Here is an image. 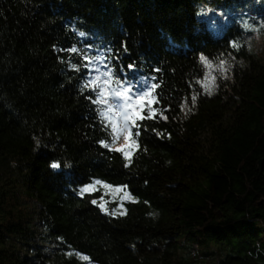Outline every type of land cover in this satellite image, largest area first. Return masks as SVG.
I'll return each instance as SVG.
<instances>
[{"label": "trees", "instance_id": "1", "mask_svg": "<svg viewBox=\"0 0 264 264\" xmlns=\"http://www.w3.org/2000/svg\"><path fill=\"white\" fill-rule=\"evenodd\" d=\"M260 34L264 0H0V264H264ZM94 65L154 101L132 159Z\"/></svg>", "mask_w": 264, "mask_h": 264}, {"label": "snow or ice", "instance_id": "2", "mask_svg": "<svg viewBox=\"0 0 264 264\" xmlns=\"http://www.w3.org/2000/svg\"><path fill=\"white\" fill-rule=\"evenodd\" d=\"M248 27L249 26L245 24V28H248ZM80 35L83 36L85 34L80 33ZM233 47H235V45ZM69 51H74V50L69 48ZM70 67L75 69L76 65L71 64ZM104 75H107V74H104ZM100 79L101 77H93L92 80L88 81L85 84V88L90 89L93 86L99 87V92L96 95V99L93 100L92 103L93 104H104L107 106L106 109L102 110L101 115L105 120H108L109 127L111 128V130L116 132L118 135H123V140H124V143L120 144L118 147L115 148V152L122 153L123 155L128 156L129 159H132L133 153L139 147V145L137 144V141L132 138L133 137L132 128L136 125L137 121L144 119V117L141 115V110L145 104V96H149L150 93H145L144 96H141L140 98H138L135 104H133L131 97L129 96V93L132 91V89L129 88V89H126L125 91H120L119 89H112L110 92V95H112L113 97H118L124 101L123 105L121 106V111L119 113L120 118L118 120H113L110 117L114 115V113L107 99V96L109 95V93L106 92V89H105V86L109 83V80H104L102 84H97V81ZM147 103L152 104L154 103V101L149 99ZM154 114H155V111L150 108L149 115H154ZM135 135H137V133H135ZM50 167H52L53 169H56L60 167V164L56 162H52ZM92 187H93L92 185H85V187L82 188L81 191L87 192ZM104 187L108 188L109 185L106 184L104 185ZM114 191L120 192L121 189L117 188ZM121 199H129V200H132L133 202L135 201V197L129 195L128 193H125V195L121 197ZM100 207L101 209L106 210L103 204H101ZM115 214L116 213H113V215Z\"/></svg>", "mask_w": 264, "mask_h": 264}, {"label": "rangeland", "instance_id": "3", "mask_svg": "<svg viewBox=\"0 0 264 264\" xmlns=\"http://www.w3.org/2000/svg\"><path fill=\"white\" fill-rule=\"evenodd\" d=\"M253 42L255 45L254 47L256 49H262V51L264 52V35L260 34L258 36H255L253 39ZM206 82H208L210 84L212 82V73L209 69L207 70ZM131 93H133V94H131ZM144 94H145V92L137 93L136 91L132 90L129 93V96L131 97L132 103L135 104L136 100L138 98H140L141 96H144ZM116 99L118 100V97ZM149 99L152 100L151 98H148L147 96H145V102L148 101ZM120 100L122 101V103H124V101L122 99H120ZM118 142H120V139L118 140ZM120 144H122V143H120ZM120 144H118L116 147H118ZM104 185H106V184L99 183L97 185H93V187H92V188H95L100 193L99 202L101 204H103L104 206H111V207L117 206L118 203H120V201L123 200V199H121V197H123L125 195V191L122 188H120L121 189L120 192H115L114 190L119 188V187H113V186L109 185L108 188H105Z\"/></svg>", "mask_w": 264, "mask_h": 264}, {"label": "bare ground", "instance_id": "4", "mask_svg": "<svg viewBox=\"0 0 264 264\" xmlns=\"http://www.w3.org/2000/svg\"><path fill=\"white\" fill-rule=\"evenodd\" d=\"M113 104L114 105H121L123 104L122 101L118 98V100L116 98L113 99Z\"/></svg>", "mask_w": 264, "mask_h": 264}]
</instances>
